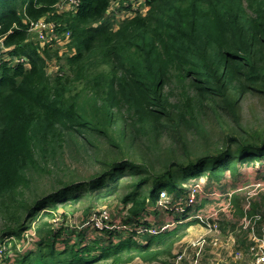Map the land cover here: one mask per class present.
Segmentation results:
<instances>
[{
	"label": "trees",
	"instance_id": "trees-1",
	"mask_svg": "<svg viewBox=\"0 0 264 264\" xmlns=\"http://www.w3.org/2000/svg\"><path fill=\"white\" fill-rule=\"evenodd\" d=\"M59 1L0 0L8 55L29 62H0V206L14 236L0 239V264H169L189 224L148 230L161 190L175 201L191 177L237 178L264 160V116L245 123L239 110L248 94L264 107V0H147L145 14L118 26L105 18L110 0L63 13ZM44 15L72 31L68 73L48 74L28 41L29 20ZM67 149L101 170L26 200ZM108 197L123 227L68 223V206ZM245 199L233 194L238 217ZM84 209L87 219L93 206Z\"/></svg>",
	"mask_w": 264,
	"mask_h": 264
},
{
	"label": "built area",
	"instance_id": "built-area-1",
	"mask_svg": "<svg viewBox=\"0 0 264 264\" xmlns=\"http://www.w3.org/2000/svg\"><path fill=\"white\" fill-rule=\"evenodd\" d=\"M80 4V0H60L56 5V11L63 13L69 10H76ZM148 10L147 0H110V6L105 13L106 20L110 19L116 26L123 20L132 18L137 14H145ZM29 39L34 40L41 47L48 46L52 51H59L61 54L75 53L74 45L72 44V31L67 29V26L58 23L48 15H44L38 19H31L28 22ZM43 51V48H42ZM41 55L44 56L43 52ZM15 63H26V57H15ZM49 65H47L48 67ZM48 74L57 73L63 74V69L59 65L49 68ZM207 180V179H205ZM191 184L184 185L187 188L186 194L180 196L175 201L171 200L170 194L166 189L161 190L160 197L155 205L160 210L169 209L174 214V217L165 219L163 223L149 227V231L156 233L158 229H173L175 222L178 224L180 219H185L189 216H197L200 218L199 223L206 227L210 235V240L206 237H201L198 241L188 243L175 252V256L169 264H183L189 261V264L201 263V250L193 252V247H202L206 242H209L212 247L213 256L209 259V264H221L225 259V251L230 252L234 259V263L238 264L244 260L249 264H264V211H256L251 213L254 198L258 196L260 190H264V180H257L254 183H243L236 190H231L226 193H218L220 199L213 207L209 209L201 208L200 205L205 198H208L204 193V185L202 181H190ZM218 187V182L214 183ZM247 190V191H243ZM235 192H244L246 195L244 214L241 217L237 216V208L232 200ZM217 194V193H216ZM214 200V199H210ZM153 209V208H152ZM189 214V215H187ZM177 216V217H176ZM233 221L234 227L227 232L222 231V219ZM145 220L147 217L145 216ZM179 221V222H178ZM111 213L107 210L93 211L85 224H92L97 228L104 227H123V225H115L112 223ZM113 224V225H110ZM140 227L139 229H141ZM244 234L246 240L245 246H240L238 237ZM0 245V256L2 254Z\"/></svg>",
	"mask_w": 264,
	"mask_h": 264
},
{
	"label": "rangeland",
	"instance_id": "rangeland-1",
	"mask_svg": "<svg viewBox=\"0 0 264 264\" xmlns=\"http://www.w3.org/2000/svg\"><path fill=\"white\" fill-rule=\"evenodd\" d=\"M5 37H0V62L1 58L7 60V61H15L14 58L10 55H8L9 50H12L14 46L7 47L4 44ZM33 41L34 40H28ZM35 43V42H34ZM36 43V46H38V51L40 53L43 52L45 59L47 60L48 67H46V71H49V68H53L55 65H59L61 69H63L64 72H69L66 56L64 54H61L59 51H52L51 49L47 48V51H42V47ZM11 48V49H10ZM74 50L76 53V47L74 46ZM19 57V56H16ZM23 57V56H20ZM27 65H29V62L26 61ZM259 98L257 96H251L248 94L243 100L239 103V110L241 114L243 115V119L247 123L248 121H253L256 118H261L264 116V107L260 104V101H258ZM226 161V160H225ZM50 172H43L41 174L35 175L30 185L24 189V198L28 201H30L32 198L42 195L51 191H54L55 189H58L59 187H63L66 183L74 181H88L94 173H96L98 170H101L102 166L97 165L95 161L91 160L87 155H79L76 152H72L69 149H67V152L64 154H60L57 156L55 160V165L52 163L50 165ZM227 174V173H226ZM205 178L202 177H191L189 181H196V182H204ZM187 182L183 183L186 185ZM247 191V190H243ZM264 190L259 191V195H263ZM256 199V197L254 198ZM209 200V199H207ZM88 205L93 206V211H104L107 210L111 213L113 224L122 225L120 220L121 216L119 213V201L116 200L114 197H108L105 200L97 201L95 199H83L79 202L74 203V205L68 206L66 209L68 211V223L71 225H74L75 227L82 225V222H84L86 218L85 207ZM261 207V206H259ZM153 208V207H152ZM92 211V212H93ZM86 214V215H85ZM89 215V214H88ZM189 215V214H187ZM5 213L3 212L1 206H0V238L1 240L4 239L5 241L8 240V238L13 239L14 236H8L4 234L3 229L6 226V220H5ZM147 219H149L147 214ZM156 217V214H155ZM170 218V217H169ZM166 219V218H165ZM56 220H60V218H57ZM55 221V220H52ZM181 222L178 224L175 222V225H185L184 222L185 219H180ZM189 222V221H188ZM195 221H192L189 224V227L187 229H184V233H186L179 241L175 244L174 253L181 248L180 245H183L187 242L193 243L198 241V235L201 233V226H190ZM163 223V222H162ZM36 222H33V227L35 226ZM110 223V225H113ZM155 226L159 225V223H154ZM232 228H230L231 230ZM208 235H212L209 230H207ZM27 240L26 243H30L32 241V236L29 235V232H27ZM186 236H190L186 240V242H183ZM241 241H246L244 238L241 239ZM27 246H25L23 249H25ZM143 262L139 259L133 261L131 264H142ZM149 264V263H145ZM152 264H162L160 262L152 263Z\"/></svg>",
	"mask_w": 264,
	"mask_h": 264
},
{
	"label": "crops",
	"instance_id": "crops-1",
	"mask_svg": "<svg viewBox=\"0 0 264 264\" xmlns=\"http://www.w3.org/2000/svg\"><path fill=\"white\" fill-rule=\"evenodd\" d=\"M203 177L205 179H207V180H204L203 183H206L204 185V193L207 194L208 198H205L202 201L201 207L203 206L205 209H209V208L213 207L216 203L220 202L219 201L220 199H216V198H218V196H217L218 193L229 192V191L233 190L235 187L242 185L243 183L250 184L252 182L254 183L257 180H264V160L256 161L255 163H252L249 165L245 164V165L241 166L240 167V175L237 178H234L233 176H231L229 172H227L226 176L223 179H221V181H216V180L213 181V180H209L206 176H203ZM215 182H218V187L214 185ZM237 193H243V195H244V192H237ZM207 199H209V200H207ZM210 199H214V200H210ZM256 199L260 201V206H262L257 211H260V210L264 211V193H263V195H261V197L258 194ZM149 213L151 214L150 217L148 216L149 220L157 222V223H161L162 221L165 220V218L169 219V217L170 218L174 217V214H172V211L169 209H164V211L160 210L158 217L157 216L155 217V211H153L152 208L150 209ZM199 220H200V218H198L197 216H194V217L189 216V217L185 218L186 222H184V223L186 224V223H190L192 221H195L192 224H190V226H201L200 227L201 233L198 235V240L201 237H206L210 240V238H209L210 235H208V233H207L208 229L206 227H204L201 223H199ZM234 225H235V223L230 222L229 220H227V218L222 219V231L223 232H227L228 229L233 228ZM188 227L189 226H187V228ZM189 238H191V237L186 236L183 242H186L187 239L189 241ZM239 241H240V243H239L240 246H245L246 242L243 241L244 243H241V240H239ZM185 244H187V242ZM185 244H183V245H185ZM183 245H180V246H183ZM199 249L201 250V263L200 264H209V259H210V257L213 256L212 247H211L210 243L206 242L204 244V246H202V247H193L192 251L195 253ZM224 254H225V259L221 262V264H232V263H234V259H233L232 255L230 254V252L225 251ZM142 264H145V263H142ZM183 264H189V261L187 260ZM238 264H249V262L244 260Z\"/></svg>",
	"mask_w": 264,
	"mask_h": 264
}]
</instances>
